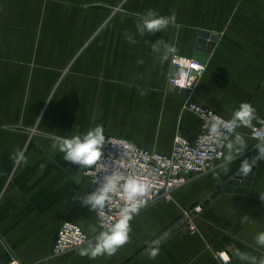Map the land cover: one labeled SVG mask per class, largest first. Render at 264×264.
<instances>
[{
	"label": "crops",
	"instance_id": "1",
	"mask_svg": "<svg viewBox=\"0 0 264 264\" xmlns=\"http://www.w3.org/2000/svg\"><path fill=\"white\" fill-rule=\"evenodd\" d=\"M149 9L175 12L176 23L140 36L136 24ZM201 32L218 36L212 50L196 48ZM158 40L175 45V56L205 63L190 96L169 90L173 56L161 63L152 50ZM189 99L228 120L248 102L256 110L251 125L264 120V0H0V264H223L219 253L227 264H252L240 254L261 264L264 159L247 177L240 174L241 162L264 144L251 125L227 142L239 133L242 154L135 214L130 240L114 256L90 259L80 249L51 255L65 221L89 243L104 230L97 211L79 201L95 191L91 180L83 172L76 178L72 163L52 147L57 138L102 126L168 154L177 132L191 141L200 132L198 116L185 108ZM196 206L194 228L167 235ZM152 248L159 249L155 259Z\"/></svg>",
	"mask_w": 264,
	"mask_h": 264
},
{
	"label": "built area",
	"instance_id": "2",
	"mask_svg": "<svg viewBox=\"0 0 264 264\" xmlns=\"http://www.w3.org/2000/svg\"><path fill=\"white\" fill-rule=\"evenodd\" d=\"M183 67L189 73L190 87L180 88L176 83V68ZM206 65L193 57L173 56L171 59V74L168 84L180 90L189 92L188 96L196 87ZM185 108L196 114L200 120V132L194 140H189L183 133L177 132L174 138L172 151L168 154L146 150L133 141L114 137L104 130L105 144L102 148L103 157L98 166L89 170L82 169L96 190L102 183L105 175L117 172L121 177V183L129 176L136 177L149 186V191L143 197L146 200L139 212L155 203L168 202L172 199L175 190L185 185L190 178L208 173L215 165L224 158V149L233 133H226L222 140L217 141L210 135L209 128L212 122L211 116L217 115L228 120L211 108L203 106L189 99ZM96 127V126H95ZM93 127V128H95ZM92 128V129H93ZM253 138L264 142V120L250 126ZM125 206V201L119 192L113 194L112 200L102 210L97 211L101 224H111L118 219V213ZM200 206L194 207L190 212H185L184 219L191 224L192 215L199 212ZM90 242L83 230L71 222L65 221L58 229L53 247L52 256L65 253H73ZM223 264L230 260L225 253L217 254Z\"/></svg>",
	"mask_w": 264,
	"mask_h": 264
},
{
	"label": "clouds",
	"instance_id": "3",
	"mask_svg": "<svg viewBox=\"0 0 264 264\" xmlns=\"http://www.w3.org/2000/svg\"><path fill=\"white\" fill-rule=\"evenodd\" d=\"M176 14L173 12L171 15L163 16L155 9H149L136 24V30L140 36L146 33L151 35L156 32H163L170 24L176 23ZM126 35V39L130 43H136L133 35ZM154 53H158L161 63L167 61L170 56H175L178 49L173 44H167L162 40L152 44ZM143 61H140L142 63ZM190 80L189 73L181 67L176 75L175 83L180 88L190 87L188 83ZM144 93L141 92V95ZM255 108L248 102H243L234 111L231 119L224 120L217 115L211 116V124L209 128L210 135L217 141L222 140L226 133H235L238 127H248L251 125L252 120L255 118ZM104 130L101 126L89 130L81 135H74L71 138H57L52 147L63 153V159L67 162L80 166L82 169H93L98 166L103 157L102 148L105 144ZM244 138L239 134H235L234 140L230 141L227 145V155L224 156L226 162H231L236 156L242 154L245 149ZM258 155L249 159H244L240 165V174L242 177H247L257 160L264 159V144L257 148ZM22 159V153L17 152L16 157ZM41 170L45 165H41ZM122 177L115 171L105 175L102 183L96 188L95 191L88 193L79 198L82 206H90V210L99 211L110 203L113 194L119 192L121 198L125 201V206L122 207L118 213V219L111 224H102L101 228L104 229L99 232L95 238L94 243H89L87 247L81 248L79 255L87 256L90 259H96L99 256L107 255L114 256L119 248L123 247L130 240L129 233L131 232L130 221L139 210L145 206L146 200L143 199L149 191V186L141 182L136 177L129 176L123 180ZM264 200V197H261ZM248 216L244 217V221L248 220ZM243 222V221H242ZM96 231L95 228L92 229ZM256 243L264 246V232H261L256 237ZM150 258L155 259L159 255L158 248H152ZM241 259L251 260L252 264H256V257L248 256L247 254H240ZM264 264V260L261 261Z\"/></svg>",
	"mask_w": 264,
	"mask_h": 264
},
{
	"label": "water",
	"instance_id": "4",
	"mask_svg": "<svg viewBox=\"0 0 264 264\" xmlns=\"http://www.w3.org/2000/svg\"><path fill=\"white\" fill-rule=\"evenodd\" d=\"M217 38H218V36L216 34H210L208 32H201L200 35H199V39H198L196 48L199 49V50H202V51H207V50L210 51V50L213 49V47L215 45V42L217 41ZM179 69L180 68H176L175 72H178ZM169 90L175 91V92H180V93H183V94H189L188 91L180 90L178 88H174L173 86H169ZM71 167H72L73 170L76 171V175H75L76 178H79L81 176V174H82V168H80V166L75 165V164H72ZM179 228H182V230H183V234L182 235H185V234H187L190 231L191 224L188 222L187 219H183L178 224V226H176L175 228L170 230L167 235L173 234ZM164 238H162L161 241H163Z\"/></svg>",
	"mask_w": 264,
	"mask_h": 264
},
{
	"label": "rangeland",
	"instance_id": "5",
	"mask_svg": "<svg viewBox=\"0 0 264 264\" xmlns=\"http://www.w3.org/2000/svg\"><path fill=\"white\" fill-rule=\"evenodd\" d=\"M197 59V58H196ZM199 60V59H198ZM192 210V209H191ZM185 212H190V210H185L184 212H183V216H184V214H185Z\"/></svg>",
	"mask_w": 264,
	"mask_h": 264
}]
</instances>
